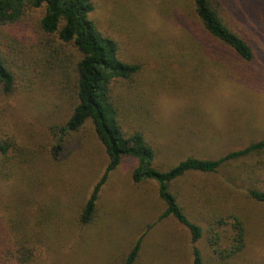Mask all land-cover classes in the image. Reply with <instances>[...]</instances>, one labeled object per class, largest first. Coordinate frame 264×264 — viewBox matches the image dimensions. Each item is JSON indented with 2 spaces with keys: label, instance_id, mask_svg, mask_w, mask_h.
<instances>
[{
  "label": "rangeland",
  "instance_id": "374dc122",
  "mask_svg": "<svg viewBox=\"0 0 264 264\" xmlns=\"http://www.w3.org/2000/svg\"><path fill=\"white\" fill-rule=\"evenodd\" d=\"M219 1L236 29L261 40L264 0ZM92 2L91 17L116 40L117 55L140 64L130 80L113 83V95L123 131L143 133L155 149L157 167L167 169L189 155L216 158L264 137V45L262 50L255 47L250 61L228 53L182 0ZM42 10L27 8L19 20L0 27V51L16 65L17 57L35 54ZM47 75L36 92H25L26 76H17L14 91L0 93V139L8 140L11 152L22 153L24 167L10 180L12 187L0 179V239L9 241V219L14 233L28 232L43 243L31 264H121L141 236L133 264H191L188 229L171 216L159 218L165 205L157 185L132 180L133 157H124L109 173L98 192L93 221L78 223L108 159L87 122L65 135V142L52 140L54 125L69 114V100L59 98ZM261 159L264 154L233 165L247 170L249 162L260 166L254 176L262 179L261 185L254 184L264 188ZM225 175L224 168L193 172L172 183L187 216L203 228L215 209L241 215L246 226V246L230 259L211 252L204 234L197 242L203 264H264V203L229 187ZM220 243V249L229 246L224 236Z\"/></svg>",
  "mask_w": 264,
  "mask_h": 264
},
{
  "label": "trees",
  "instance_id": "16d2710c",
  "mask_svg": "<svg viewBox=\"0 0 264 264\" xmlns=\"http://www.w3.org/2000/svg\"><path fill=\"white\" fill-rule=\"evenodd\" d=\"M182 1L205 32L228 53L235 54L243 61H250L256 46L259 50L263 49L264 35L255 42L248 33L236 29L235 22L228 18L219 0ZM40 7L43 8L39 19L42 37L38 38L35 54L17 57L21 65H16L0 51V93L7 95L14 91L17 76L23 80L26 76L25 92H36L43 86L44 76L48 74L59 98L69 100V114L60 124L54 125L52 140L55 138L58 143L65 142V135L78 131L87 122L103 146L107 164L78 214V223L86 226L93 221L97 212L98 192L109 173L117 168L124 157H133L137 163L132 170V180L135 183L152 180L157 185V196L165 205L159 218L171 216L188 229L193 255L191 264H203L197 242L204 234L211 252L229 259L237 256L246 246V226L241 215L215 209L206 228H203L199 222L187 216L182 197L172 190V183L188 173H216L224 168L225 184L233 189H242L252 200L264 203V188L259 186L262 179L258 178V174L254 176L260 166L249 162L250 168L247 170L233 165V162L264 154V137L216 158L189 155L167 169H160L155 164V149L143 133L139 130L130 133L123 131L119 106L114 101L113 83L130 80L140 69V64L122 60L117 55L116 40L101 32L91 17L94 9L92 0H0V27H8L19 20L27 8ZM179 22L183 21L177 19L176 23ZM250 26V29H256L254 24ZM188 30L192 37L195 36L194 30ZM186 32L182 37L184 40ZM157 45L158 42L152 48ZM210 49L208 53H212ZM193 52L196 53L194 48ZM217 54L221 55L218 51ZM19 69L20 72L17 71ZM21 154L19 151L11 152L8 140L0 139V179L7 182L6 185H10L18 168H24L20 162ZM260 163L264 167L263 159ZM255 181L259 185H255ZM6 226L9 241L6 243L5 239H0V264H31L42 253L43 243L38 236L34 239L28 232L14 233L10 229L15 224L10 223L9 219ZM222 235L229 246L220 249ZM141 240V236L135 240L121 264L135 263L141 251ZM50 245L51 242L47 247Z\"/></svg>",
  "mask_w": 264,
  "mask_h": 264
}]
</instances>
